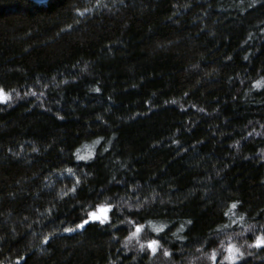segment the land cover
<instances>
[{
    "label": "trees",
    "instance_id": "obj_1",
    "mask_svg": "<svg viewBox=\"0 0 264 264\" xmlns=\"http://www.w3.org/2000/svg\"><path fill=\"white\" fill-rule=\"evenodd\" d=\"M0 88V264H264V0H0Z\"/></svg>",
    "mask_w": 264,
    "mask_h": 264
},
{
    "label": "snow or ice",
    "instance_id": "obj_2",
    "mask_svg": "<svg viewBox=\"0 0 264 264\" xmlns=\"http://www.w3.org/2000/svg\"><path fill=\"white\" fill-rule=\"evenodd\" d=\"M259 84V82H257ZM96 91H99L97 88ZM35 95V93H33ZM11 98L10 93H6L3 88H0V103H7L8 100ZM81 159H84V157H80ZM75 191V189H73ZM112 205L110 203L103 204V205H97V210L91 211L87 214V218L82 220L78 225H76V228L83 229L86 225H88L90 222H100L105 223L108 221L109 216L108 213L112 210ZM237 205L234 203L232 204V208L235 209ZM76 228H68L65 229V231L73 232L76 230ZM141 231V226H136V231L133 233V235L138 234ZM160 241L157 239H153L148 242V247L151 249L153 253L157 251V247L159 246ZM251 247L256 248H264V233H261L257 235L254 239V242ZM143 248V245H142ZM226 255L224 256V259L229 262V264H237V261L243 256V253L240 252L238 248H236L234 245H229L226 249ZM165 254L167 255V251H165ZM211 259L215 262L217 257L215 251L212 253Z\"/></svg>",
    "mask_w": 264,
    "mask_h": 264
},
{
    "label": "water",
    "instance_id": "obj_3",
    "mask_svg": "<svg viewBox=\"0 0 264 264\" xmlns=\"http://www.w3.org/2000/svg\"><path fill=\"white\" fill-rule=\"evenodd\" d=\"M38 1V0H37Z\"/></svg>",
    "mask_w": 264,
    "mask_h": 264
}]
</instances>
